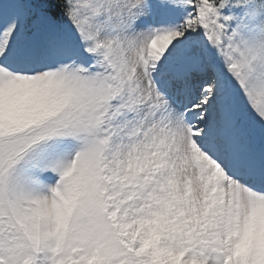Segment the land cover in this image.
<instances>
[{"label":"snow or ice","instance_id":"6c2138e0","mask_svg":"<svg viewBox=\"0 0 264 264\" xmlns=\"http://www.w3.org/2000/svg\"><path fill=\"white\" fill-rule=\"evenodd\" d=\"M0 264H264V0H0Z\"/></svg>","mask_w":264,"mask_h":264}]
</instances>
